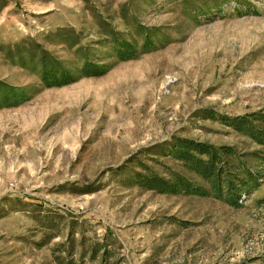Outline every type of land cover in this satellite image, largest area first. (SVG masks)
<instances>
[{
  "label": "rangeland",
  "instance_id": "1",
  "mask_svg": "<svg viewBox=\"0 0 264 264\" xmlns=\"http://www.w3.org/2000/svg\"><path fill=\"white\" fill-rule=\"evenodd\" d=\"M55 61L107 71L46 86ZM260 110L264 0H0V264H264V181L237 208L127 181L189 175L179 137L256 171L260 147L207 115Z\"/></svg>",
  "mask_w": 264,
  "mask_h": 264
},
{
  "label": "trees",
  "instance_id": "2",
  "mask_svg": "<svg viewBox=\"0 0 264 264\" xmlns=\"http://www.w3.org/2000/svg\"><path fill=\"white\" fill-rule=\"evenodd\" d=\"M114 41L118 60L135 56L136 50L130 42L125 39ZM150 43L147 40L144 48ZM106 71L104 65L84 62L77 72L78 75L74 76L55 61L43 70L40 79L46 86H62L74 82L77 77L99 76ZM207 117L219 120L235 131L245 134L260 147L251 153V156L259 161L256 171L250 170L244 162L238 160L241 155H237L233 146H216L179 137L167 151V155L180 161L191 176L172 171L170 177L165 178L150 172L145 166L142 168L143 172L135 171L127 181L157 193L211 196L234 208L241 207L243 200L264 181V112L260 110L234 116L209 112ZM236 160L237 163L234 164ZM259 201H264V196Z\"/></svg>",
  "mask_w": 264,
  "mask_h": 264
}]
</instances>
